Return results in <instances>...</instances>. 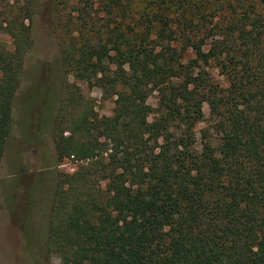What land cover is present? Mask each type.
Here are the masks:
<instances>
[{"label": "trees", "instance_id": "1", "mask_svg": "<svg viewBox=\"0 0 264 264\" xmlns=\"http://www.w3.org/2000/svg\"><path fill=\"white\" fill-rule=\"evenodd\" d=\"M239 3L214 22L217 2L50 0L65 72L54 148L78 161L57 173V264H264V0ZM35 4L0 6V160ZM83 85L113 99L109 115Z\"/></svg>", "mask_w": 264, "mask_h": 264}, {"label": "rangeland", "instance_id": "2", "mask_svg": "<svg viewBox=\"0 0 264 264\" xmlns=\"http://www.w3.org/2000/svg\"><path fill=\"white\" fill-rule=\"evenodd\" d=\"M201 1L217 2L215 10L205 12L214 22H222L233 16L234 9L240 8L239 2L245 0ZM50 13V0H36L33 44L24 58L23 76L13 101V123L0 160V264L58 263L56 257L46 253L57 173L72 172L78 164L72 157L60 161L54 148L53 124L63 95L65 72ZM1 38L10 44L7 35ZM214 73L224 84L216 69ZM82 91L93 98L96 113H111L113 99H103L99 88L83 85ZM148 102L155 104L154 94ZM202 109L204 119L196 124L197 129L211 123L207 103Z\"/></svg>", "mask_w": 264, "mask_h": 264}]
</instances>
